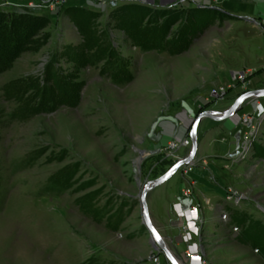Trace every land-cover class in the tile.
Instances as JSON below:
<instances>
[{
	"label": "rangeland",
	"instance_id": "rangeland-1",
	"mask_svg": "<svg viewBox=\"0 0 264 264\" xmlns=\"http://www.w3.org/2000/svg\"><path fill=\"white\" fill-rule=\"evenodd\" d=\"M229 1L0 0V10L48 18L36 44L0 71V264H172L153 247L139 201L142 185L174 162L165 155L167 129L177 131L186 117L188 136L198 112L223 111L241 92L264 88V0ZM128 3L156 10L137 17L141 26L160 24L157 15L167 9L181 14L172 32L185 21V32L200 35L180 53L163 48L169 37L138 45L111 15ZM79 7L85 12L73 11ZM76 20L83 22V34ZM238 71L246 73L245 90L233 94L235 83L202 102L217 82ZM53 82L50 93L46 86ZM65 85L73 104L55 100L57 86ZM263 100L245 99L232 125L243 130L259 123L245 158L237 156L243 138L232 136L223 121L205 119L203 129L214 137L201 144L205 157L198 164L210 186L191 184L184 195L171 179L147 192L151 224L179 264L195 263L182 255L193 243L207 252L201 264H264L260 245L240 241L248 240L244 230L258 226L254 221L264 225ZM218 132L229 135L223 149ZM202 133L196 129L197 146ZM181 148L173 153L180 156ZM189 170L183 168L184 178ZM230 189L240 196L238 204L223 197ZM182 197L183 228L173 206ZM200 201L205 211H199ZM220 208L230 225L218 219Z\"/></svg>",
	"mask_w": 264,
	"mask_h": 264
},
{
	"label": "trees",
	"instance_id": "trees-1",
	"mask_svg": "<svg viewBox=\"0 0 264 264\" xmlns=\"http://www.w3.org/2000/svg\"><path fill=\"white\" fill-rule=\"evenodd\" d=\"M73 11L75 13H82L85 12V9L79 7ZM155 11L156 10L153 8H149L144 4L128 3L115 8L111 15L118 19L117 24L124 31L126 37L130 38L138 45L148 46L149 43L157 44L161 39L169 37L171 41L163 46V48H166L171 53L183 52L186 47L200 35L198 34L200 30L193 32L195 29H187L185 32V21L176 31L172 32L171 27L181 17V14L175 15L173 11L167 9L162 10L163 12L157 15L163 18L160 24H154V26L149 28L141 26L137 17L150 16ZM47 22V16L41 12H11L0 10V71L8 67L18 53L28 46H34L36 44L35 42H37L38 37L44 34L41 30L46 26ZM82 23L81 20H76L78 30L83 34ZM82 47V49H86L85 45H82ZM46 80L50 81V77L46 78ZM46 87L48 92L51 93L53 89H56V82ZM57 89L59 93L55 99L57 102H61V104L74 103L75 96L70 91V88L65 85L57 86ZM48 96H50L48 101L53 103V97H51V95ZM235 217L236 220L239 219L238 221H240L242 225H245V223L241 222L246 217L243 213L237 211ZM254 223L258 226H250L241 233L243 234V238L248 240L240 241L243 243L250 242L254 247L260 245L259 251L264 257V225L260 226V224L255 221Z\"/></svg>",
	"mask_w": 264,
	"mask_h": 264
},
{
	"label": "crops",
	"instance_id": "crops-1",
	"mask_svg": "<svg viewBox=\"0 0 264 264\" xmlns=\"http://www.w3.org/2000/svg\"><path fill=\"white\" fill-rule=\"evenodd\" d=\"M231 1V0H230ZM229 1V2H230ZM257 0H251L252 3H255ZM233 2H236V0H233ZM239 18H241V16H239ZM235 75V72H231L230 76L228 78H224L222 81L220 82H217L215 85L217 84H222L226 81H229V80H232L233 79V76ZM214 85V86H215ZM239 91V89L236 87V88H233L231 90V92L234 94V93H237ZM202 102H203V98H201ZM264 101V100H263ZM244 113H246L244 111ZM239 114L240 113H237V116L232 119V121H228V124L230 125V128H227V131L232 135V136H240V138H242V129H238V127H235L233 128L232 125H233V122L236 121L237 117H239ZM205 119L207 118H204L203 120H200V122L198 123L197 125V130L198 132H200L201 130L203 131L202 133V139L200 141V143H198V146H197V151H196V155H195V159H196V164L193 168H191L187 173V176L184 178L183 177V168L180 169L179 171L173 173L171 176H169L166 180H164L163 182H161L159 185L163 184V183H166V181H170L172 179V181L175 182V184H177V192L180 193V189H182L183 187L184 188H190L191 184H196L198 182H202L203 185H206L207 186H210V184H208V182H206L202 177L201 175L205 172V171H201V164H198L200 159L201 158H204L205 156H202L204 154L203 150L204 148H202L201 144L203 145L204 143H209L211 141V139L214 137V135L212 134V132L210 131H207V130H204V121ZM188 121V118L185 117V123L183 122L182 120V125L179 126L178 130L177 131H174L172 128L171 129H167V139H174V140H177L180 142V140H182L184 137H186L185 135V131H186V127H187V122ZM226 121H223V124L225 123ZM184 124V125H183ZM185 126V127H184ZM240 133V134H239ZM229 135L226 133V132H218L217 133V138L220 140V148L223 149L224 148V143L225 141L227 140V137ZM180 156L181 155H185L187 153V150L184 149V147L181 148V152H180ZM202 156V157H201ZM173 183V182H172ZM158 185V186H159ZM156 186V187H158ZM194 194V193H193ZM195 195V194H194ZM197 196V195H196ZM199 199L200 200H206L205 198V195L200 193L199 194ZM196 198V197H195ZM208 201H211V199H208ZM215 205L218 206L219 204H217V202H215ZM174 206V209L176 210V212L178 213L179 215V221H178V225L179 224H183V197L182 199L180 200V203H176V204H173ZM208 208H211V206H207ZM206 209V206L202 204V201H200V209L199 211H205ZM220 211H224V209H219V212ZM219 212H218V215H219ZM225 212V211H224ZM181 215H182V218H181ZM189 227L191 225V227L193 226V222H190L189 220ZM181 242V241H180ZM181 245V243L179 244ZM185 249H188L189 252L187 253L185 250H184V253H182L183 257L184 258H192V259H195L196 257H199V259H205L207 257L206 255V251L199 249V247L196 246V244H191V245H188ZM189 254V255H188ZM199 254L201 255V257L199 256ZM195 263L194 264H201V262L197 259H195ZM212 263L213 264H226V262L222 259H219L218 261H216V259L212 260ZM202 264H206V263H202ZM228 264H235L234 262H232V260H228Z\"/></svg>",
	"mask_w": 264,
	"mask_h": 264
},
{
	"label": "water",
	"instance_id": "water-1",
	"mask_svg": "<svg viewBox=\"0 0 264 264\" xmlns=\"http://www.w3.org/2000/svg\"><path fill=\"white\" fill-rule=\"evenodd\" d=\"M254 96H264V88L263 89H257V90H248L245 92H241L233 101V103L228 106L223 111H216L212 109L202 110L198 112L195 116V118L191 119V126L188 131L190 143L191 145L188 148L187 153L184 156L178 157L171 166L160 176H158L155 179H152L151 181L146 182L144 185H142L139 193V201L142 208V221L146 225V227L149 229L151 235H152V244L153 247L156 249H162L167 256V258L170 260L172 264H179L175 257L171 254V252L167 249L165 246V243L163 241V237L157 232V230L153 227L151 224L150 218H149V212L148 207L146 203V194L148 191H150L153 187L159 185L161 182L166 180L169 176H171L176 171H179L182 168H193L196 164V151H197V138H196V128L198 123L202 118H211L216 121H226L224 125L226 128H230V125L228 124V121H232L237 116V110L241 107V103L249 98ZM185 127V126H184ZM187 128V127H186ZM185 128V129H186ZM243 131V130H242ZM140 155H143V150H138ZM204 158H201L200 161H203ZM157 235L160 237L159 240H157ZM153 239L156 240L157 244L153 242Z\"/></svg>",
	"mask_w": 264,
	"mask_h": 264
},
{
	"label": "built area",
	"instance_id": "built-area-1",
	"mask_svg": "<svg viewBox=\"0 0 264 264\" xmlns=\"http://www.w3.org/2000/svg\"><path fill=\"white\" fill-rule=\"evenodd\" d=\"M71 1L75 2V0H71ZM62 2H63V0H60V2L58 4H62ZM0 6H1V4H0ZM8 7L13 9V5H8ZM19 12H25V11L20 9ZM260 32L262 33V35L264 37V21L260 24ZM245 76H246L245 71H238L237 73H235V75L233 76L232 80H229V81H226V82H224L222 84L220 83V84H217V85L213 86L210 89L208 96L203 98V102H205L207 100L209 101L211 98H218L219 96L225 94L229 89H232L235 86V83L238 84L237 88L239 89V91L245 90L246 89L245 88V82H246L245 81ZM246 115L248 116V114H246ZM247 119H248V122H249L250 119L249 118H247ZM258 125H259L258 122H256V124L251 123L249 127L247 126V127H245L243 129L242 138L245 141L244 142L245 146L243 147L242 151L237 156H240L242 158L246 157L247 152H248V148H247L246 145H248L250 143L249 141H250L251 137H255L254 134H255V132L257 130ZM167 144L169 146V150L165 153V155L169 159H172L173 161H175L180 156L175 155L173 153V150L175 148L179 147V146L180 147H189L190 138H189V136H186L182 140H180V142L177 141V140H174V139H170L167 142ZM237 156H235V158H237ZM180 191L184 195L189 194V190L187 188L183 187L182 189H180ZM229 193H227V191L223 192L222 193L223 197L226 198V199H231V201L234 204H238L239 201H240V196L236 195V193H233L232 190L229 191ZM218 219L220 220V222L223 225H230L229 224V219L227 217V214L224 211H220L219 212ZM231 226H232V229H235V226L233 224H231ZM181 227L183 228V224L181 225ZM157 259H158V257L154 258L155 261H157Z\"/></svg>",
	"mask_w": 264,
	"mask_h": 264
},
{
	"label": "snow or ice",
	"instance_id": "snow-or-ice-1",
	"mask_svg": "<svg viewBox=\"0 0 264 264\" xmlns=\"http://www.w3.org/2000/svg\"><path fill=\"white\" fill-rule=\"evenodd\" d=\"M192 215H193V216L195 215V211H193V212H192ZM190 227H191V225H190ZM156 238H157V240H159V239H160V237H159L158 235H157V237H156ZM195 259H197V260H198V259H199V257H196Z\"/></svg>",
	"mask_w": 264,
	"mask_h": 264
}]
</instances>
